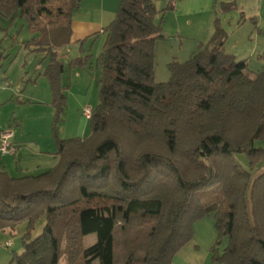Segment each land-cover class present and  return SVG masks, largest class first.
<instances>
[{
	"label": "trees",
	"instance_id": "1",
	"mask_svg": "<svg viewBox=\"0 0 264 264\" xmlns=\"http://www.w3.org/2000/svg\"><path fill=\"white\" fill-rule=\"evenodd\" d=\"M174 2L159 12L156 0H121L103 31L89 138L61 140L55 127L54 168L20 178L0 169V231L27 223L23 252L10 264H59L62 242L68 264H173L206 217L218 233L214 262L264 264V147L256 146L264 142V66L252 78L247 61L226 52L217 15L205 48L170 63V80L156 82L155 47L164 39L157 17ZM219 6L238 10L237 0ZM80 7L81 0H0V15L24 19L37 34L27 46L50 58L44 77L55 123L66 106L57 50L71 43ZM92 234L97 243L83 252Z\"/></svg>",
	"mask_w": 264,
	"mask_h": 264
},
{
	"label": "rangeland",
	"instance_id": "2",
	"mask_svg": "<svg viewBox=\"0 0 264 264\" xmlns=\"http://www.w3.org/2000/svg\"><path fill=\"white\" fill-rule=\"evenodd\" d=\"M104 1L82 0L73 18L99 20L107 27L116 18L121 1ZM198 1L175 0L174 9L158 15L164 39L157 41L155 47L156 82H168L171 77L170 63L188 61L211 40L216 14L214 10L199 12ZM169 3L170 0H156L158 11L162 12ZM201 3L205 4L206 0H201ZM102 6L109 11L101 13L99 8ZM252 17L244 18L240 25H236L237 21L235 23L232 19L225 50L238 60H246L248 74L254 78L264 66V3L260 14ZM36 35L21 17L6 18L0 15V133H10L12 143L20 142L18 150H21L23 156L22 159L18 158V170L15 158H6L10 161L7 171L12 177L24 176L22 174L25 171L39 170L36 175L47 171L38 169L42 159L36 158V153L51 143L56 145L55 127L61 140L89 138L92 134L91 121L85 117L84 112L89 108L94 111L100 103L101 69L98 67V58L104 45V35H94L61 49L66 106L56 123L53 95L44 77L50 58L46 52L33 51V47L27 46ZM81 57H88V62L85 67H76L73 62ZM256 146L264 147V142L256 143ZM240 160L247 166L245 157H240ZM45 226L46 218L43 217L35 226L33 239L42 234ZM26 232L27 223H21L13 230L0 231V264H10L15 254L23 252ZM217 240L213 217L197 221L193 239L176 254L173 264H219L213 261L212 255ZM96 243L97 236L88 235L83 239L81 250L84 252ZM227 244L228 238H225L218 246V252L222 253ZM59 264H68L65 242L61 244Z\"/></svg>",
	"mask_w": 264,
	"mask_h": 264
},
{
	"label": "crops",
	"instance_id": "3",
	"mask_svg": "<svg viewBox=\"0 0 264 264\" xmlns=\"http://www.w3.org/2000/svg\"><path fill=\"white\" fill-rule=\"evenodd\" d=\"M234 1L235 0H206V3L202 4L201 0H199L197 10L199 12L214 10L216 17L218 15L219 19L221 20L222 27L225 29V31L228 34L229 33L228 28L231 25L232 19L234 20L235 23L237 21L236 25H240L244 21V19H242L240 17L241 14L244 15L245 19L253 18L252 16L260 14L261 9H262V4L264 3V0H237L238 10H234V11H231L228 13L220 12V6H219L220 3H232ZM201 5H204V6L202 7ZM213 7H214V9H213ZM99 10L101 13H106L107 11H109L108 8L105 9V6H102L101 8H99ZM157 22L159 23L158 18H157ZM71 28H72L71 43H76V42L85 40L88 37H91L94 35L103 34L104 35V45H105L106 33H104L103 31L106 27L101 21H99V20H97V21H85L84 19H82L80 17L73 18ZM214 31H215V26H214ZM104 45H103L102 51L99 53V56L101 55V53L104 50ZM60 53H61V49L57 50L58 58L61 60V58H60L61 54ZM155 74H156V71H155ZM159 83H162V82H159ZM49 86H50V83H49ZM50 90H51V87H50ZM51 93H52V91H51ZM20 145H21L20 142L14 141L12 153L0 159V169L1 170L8 173L7 169L9 168V162H10L9 160H6V158H8V157H10V159L13 157L15 158L16 168H17V170L19 169L18 158L19 157L21 159L23 158V156L21 154V150H18L21 147ZM56 153H57V147H56V145H54L52 143L49 144V146L47 148H40L38 150V152L36 153L37 154L36 158L42 159L41 161H39L41 164L38 166V169L41 168L42 171H45V170L48 171V170H51L52 168H54L58 162V158L56 157ZM43 164H45V165H43ZM42 166H44V168H42ZM38 172H40V171L39 170H36L33 172L25 171V173H23L22 175H24V176H28V175L35 176ZM32 173H34V174H32ZM24 176H20V177H24ZM20 177L17 176L15 178H20Z\"/></svg>",
	"mask_w": 264,
	"mask_h": 264
},
{
	"label": "built area",
	"instance_id": "4",
	"mask_svg": "<svg viewBox=\"0 0 264 264\" xmlns=\"http://www.w3.org/2000/svg\"><path fill=\"white\" fill-rule=\"evenodd\" d=\"M92 110L86 109L84 115L87 119L92 117ZM12 135L10 133H0V159L11 154L13 150V143L11 142Z\"/></svg>",
	"mask_w": 264,
	"mask_h": 264
}]
</instances>
